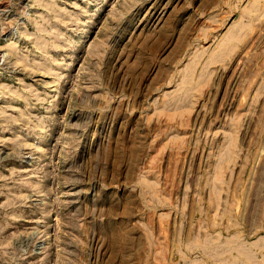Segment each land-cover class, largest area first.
Returning a JSON list of instances; mask_svg holds the SVG:
<instances>
[{
  "label": "rangeland",
  "instance_id": "374dc122",
  "mask_svg": "<svg viewBox=\"0 0 264 264\" xmlns=\"http://www.w3.org/2000/svg\"><path fill=\"white\" fill-rule=\"evenodd\" d=\"M0 264H264V0H0Z\"/></svg>",
  "mask_w": 264,
  "mask_h": 264
}]
</instances>
